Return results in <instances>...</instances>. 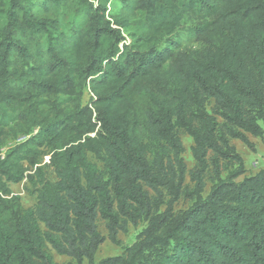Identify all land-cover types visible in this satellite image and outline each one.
Wrapping results in <instances>:
<instances>
[{"label":"trees","instance_id":"1","mask_svg":"<svg viewBox=\"0 0 264 264\" xmlns=\"http://www.w3.org/2000/svg\"><path fill=\"white\" fill-rule=\"evenodd\" d=\"M244 133L264 136V0H0V154L23 139L0 155V264H59L49 246L89 264H264V169L237 181L229 140L251 146ZM99 220L112 241L147 226L96 263Z\"/></svg>","mask_w":264,"mask_h":264},{"label":"rangeland","instance_id":"2","mask_svg":"<svg viewBox=\"0 0 264 264\" xmlns=\"http://www.w3.org/2000/svg\"><path fill=\"white\" fill-rule=\"evenodd\" d=\"M113 7V4H112ZM118 9V8H117ZM127 35V34H126ZM127 40L130 41V38L127 37ZM208 110L212 112V101L207 106ZM217 120L221 123L222 119L216 113L214 114ZM248 138L251 146H248L244 141L239 138L230 137V144L234 145L236 151L241 155L244 163V173L237 178V181L243 180L245 177L253 176L258 174L261 170L264 169V136L257 137L249 133H244ZM182 142L184 145V160L187 165L188 172L185 176L184 187L185 190L182 192L180 198L174 204L175 210H185L191 206L193 201L195 200L194 196V188H195V180L192 178L191 172L196 167V160L193 155V147L194 140L193 138L184 132H180ZM22 138L19 139H9L7 140L1 148L2 153L0 155H4V153L16 145L18 142L22 141ZM47 160V158H46ZM226 166H229L226 165ZM237 166L233 165L230 169L235 170ZM230 171H223L222 177H226ZM206 187L203 193V196L206 197L213 185V181L211 179L212 173L208 171L206 173ZM48 178L51 180H55V175L51 169H48ZM25 181L18 184H11V190L13 194L21 196V202L24 208H28L34 205L36 202V195L25 189ZM153 194V193H152ZM161 210L165 209V205H162ZM99 230L101 234L105 237V241L100 245L96 255L95 262H100L101 260L112 258L118 255H121L126 246L131 245L135 240L137 235L142 231L146 226V221H140L138 226L130 225L128 232L123 233L120 232L117 237V241H112L109 238V232L105 226V222L103 220L98 221ZM48 252L53 256L54 260L59 264H89L87 259H83L81 262L71 258L67 255L58 254L53 248L48 247Z\"/></svg>","mask_w":264,"mask_h":264}]
</instances>
